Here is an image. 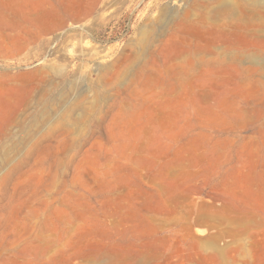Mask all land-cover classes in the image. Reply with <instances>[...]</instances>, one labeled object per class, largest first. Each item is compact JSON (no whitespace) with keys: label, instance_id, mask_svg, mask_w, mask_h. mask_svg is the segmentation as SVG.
<instances>
[{"label":"rangeland","instance_id":"1","mask_svg":"<svg viewBox=\"0 0 264 264\" xmlns=\"http://www.w3.org/2000/svg\"><path fill=\"white\" fill-rule=\"evenodd\" d=\"M0 264H264V0H0Z\"/></svg>","mask_w":264,"mask_h":264}]
</instances>
